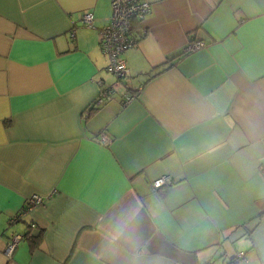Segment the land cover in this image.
<instances>
[{
	"label": "crops",
	"instance_id": "crops-1",
	"mask_svg": "<svg viewBox=\"0 0 264 264\" xmlns=\"http://www.w3.org/2000/svg\"><path fill=\"white\" fill-rule=\"evenodd\" d=\"M145 1L116 79L110 0H0V264H264V0Z\"/></svg>",
	"mask_w": 264,
	"mask_h": 264
},
{
	"label": "built area",
	"instance_id": "built-area-1",
	"mask_svg": "<svg viewBox=\"0 0 264 264\" xmlns=\"http://www.w3.org/2000/svg\"><path fill=\"white\" fill-rule=\"evenodd\" d=\"M149 10V5L145 0H110V17L107 23L98 30L100 51L106 56L107 62L105 69L112 74L116 79L122 78L127 72L123 53L133 44V39L130 35V26L133 19L140 21ZM81 24L85 27H92V14L84 12L81 16ZM202 41H191L186 45V50L192 51L202 47ZM101 97L107 98L108 91L100 92ZM134 95L124 96V103L129 102ZM100 142L104 143L101 137ZM171 182L169 175H160L151 181L153 189H157L162 185H167ZM45 196L40 194H31L26 200L20 211L10 217L9 223L16 222L30 207L43 203ZM32 226V224L30 225ZM21 235L12 233L7 238L3 254L9 256L20 240ZM239 256L242 252L238 253Z\"/></svg>",
	"mask_w": 264,
	"mask_h": 264
},
{
	"label": "trees",
	"instance_id": "trees-1",
	"mask_svg": "<svg viewBox=\"0 0 264 264\" xmlns=\"http://www.w3.org/2000/svg\"><path fill=\"white\" fill-rule=\"evenodd\" d=\"M23 237L27 238V240L30 242V246L34 247L36 245V241L38 240V236L39 233L36 235H30L28 231H26L25 233H23L22 235ZM235 259H230L229 261H227L225 264H234Z\"/></svg>",
	"mask_w": 264,
	"mask_h": 264
},
{
	"label": "rangeland",
	"instance_id": "rangeland-1",
	"mask_svg": "<svg viewBox=\"0 0 264 264\" xmlns=\"http://www.w3.org/2000/svg\"><path fill=\"white\" fill-rule=\"evenodd\" d=\"M12 217V216H11ZM5 246V245H4ZM4 249V248H3Z\"/></svg>",
	"mask_w": 264,
	"mask_h": 264
}]
</instances>
